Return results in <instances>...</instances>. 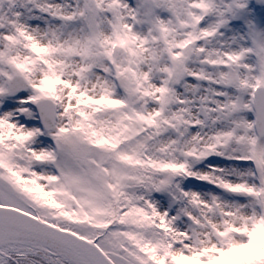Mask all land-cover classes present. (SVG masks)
<instances>
[{"label":"snow or ice","instance_id":"6c2138e0","mask_svg":"<svg viewBox=\"0 0 264 264\" xmlns=\"http://www.w3.org/2000/svg\"><path fill=\"white\" fill-rule=\"evenodd\" d=\"M0 264H264V0H0Z\"/></svg>","mask_w":264,"mask_h":264}]
</instances>
